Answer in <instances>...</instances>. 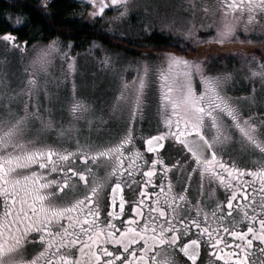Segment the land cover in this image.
Masks as SVG:
<instances>
[{"label": "snow or ice", "instance_id": "6c2138e0", "mask_svg": "<svg viewBox=\"0 0 264 264\" xmlns=\"http://www.w3.org/2000/svg\"><path fill=\"white\" fill-rule=\"evenodd\" d=\"M88 2L93 6L89 12L93 18L109 4L122 8L113 19L129 11L128 0ZM47 7L49 0H42L37 14ZM191 7L194 16L196 6L193 3ZM219 7V22L207 25L216 27V36L212 37L216 42L222 44L238 36L241 28L248 32L259 25L264 30V0H222ZM204 11H208L206 6ZM26 22L17 15L13 27ZM0 40L13 48L27 46V41L23 45L17 42L13 31L0 33ZM58 50V40H51L33 63L46 67L51 54ZM159 59V68L147 61L142 68L138 66L134 78L138 84L129 90L131 115L142 120L152 77L155 74L159 78L158 111L166 131L147 135L144 140L147 151L156 153L150 158L151 166L133 144L134 125H129L116 141L93 142L76 136V147L71 150L62 147L65 138H74L71 124L56 130V142H48L39 133L32 135L30 121L34 117H40L45 128L52 127L51 121L30 110L33 104L40 107L38 98L34 101L33 97L39 87L36 79L29 76L24 87L17 90L0 78V264H199L204 246L212 248L220 260L227 255L234 264H264V123L258 125L249 116L242 118L238 106L224 94L223 85L231 79V73L205 75L203 61L174 52L163 53ZM253 61L255 57L249 61L250 67ZM105 63H110V58ZM251 72L264 78V61H258ZM25 92L28 99L20 115L13 105L21 101ZM70 112L73 117L84 118L89 106L74 98ZM226 117L231 118L230 123ZM160 149L175 151L174 162H166ZM245 155L254 157V167L241 166L248 163L243 160ZM226 156L229 162H225ZM77 160L83 162L79 167L73 163ZM177 170L189 182L194 173H199L201 198L195 203L189 196L190 183H184L178 192L171 179L165 184L169 172ZM219 170L227 171V184ZM138 172L143 173L140 196L131 203L136 215L117 221L128 203L122 185L136 183L133 177ZM157 172L161 173L158 190L146 194L147 186L155 184ZM245 174L253 177L251 185L243 181ZM233 175L237 184L232 183ZM205 176L210 183L218 178L225 188L234 189L227 198V213L223 201L214 203L210 211L203 201ZM241 181L244 189L251 186V192L244 191V199L234 205ZM81 187L86 189L84 194ZM105 200L110 201L106 222L102 215ZM244 222L246 229L238 231ZM222 234L239 239L241 243L235 239L231 242L235 251L226 255L215 251L224 243ZM110 245L116 247L110 250Z\"/></svg>", "mask_w": 264, "mask_h": 264}, {"label": "rangeland", "instance_id": "374dc122", "mask_svg": "<svg viewBox=\"0 0 264 264\" xmlns=\"http://www.w3.org/2000/svg\"><path fill=\"white\" fill-rule=\"evenodd\" d=\"M72 3L76 7V17L92 20L109 31L131 38H144L153 31L163 32L194 45L200 50L199 58L188 59L203 61L205 75L231 73V79L223 85L224 94L238 106L242 118L249 116L258 125L264 123V78L253 76L251 72V69L256 68L258 61H264V57H256L250 53L256 47L255 43H252L255 41L253 37L264 34V30L259 25L248 32L241 28L238 36L227 38L222 44L216 42L212 39L216 36V27L208 28L207 25L213 21L219 22L222 12L219 5L222 0H128L129 11L120 19L113 17H116L122 8L109 4L103 13L93 18L89 15L93 6L88 0H72ZM193 3L196 6L194 16L191 7ZM205 6L207 12L204 11ZM10 16L11 18L9 14H2L0 19L8 22L13 29L22 26L13 27L16 17L12 14ZM201 24L205 26L201 27ZM54 39L59 42V50L51 54L44 68L33 61L40 49L53 39L43 42L39 38L29 42L24 49L13 48L0 40V78L5 79L17 90L24 87L29 76L36 79L39 87L33 97L34 101L38 98L40 107L37 109L33 104L30 105V110L38 111L45 121L52 122L51 128H45L40 117L32 118V135L39 133L48 142H56V130L61 126L68 128L71 124L74 138H65L62 141V147L71 150L76 147V136L81 140L90 138L93 142H108L118 140L129 125H134L136 132L141 131L142 134L159 131L163 121L158 111V76L153 75V83L146 93L148 107L142 120L139 116L133 118L131 115L129 90L138 84V81H134L138 75V66L142 68L147 61L154 68H159L160 55L131 56L103 46L97 41L80 44V49L75 50L73 44ZM218 57L219 62L211 64V60ZM253 57L256 61H253L250 67L249 61ZM106 58H110V63H105ZM196 80L199 81V76ZM117 97L121 99L118 101ZM74 98L89 106V113L84 118L73 117L71 114L70 105ZM27 99L25 92L21 101L13 105L20 115L24 114L23 103ZM226 119L231 122L230 117ZM253 158L245 155L243 160L251 161ZM73 163L79 167L83 162L77 160Z\"/></svg>", "mask_w": 264, "mask_h": 264}, {"label": "trees", "instance_id": "16d2710c", "mask_svg": "<svg viewBox=\"0 0 264 264\" xmlns=\"http://www.w3.org/2000/svg\"><path fill=\"white\" fill-rule=\"evenodd\" d=\"M40 4L39 0H0V15L12 14L15 17L20 15L27 21L21 27L13 29L8 22L0 19V33L13 31L17 42L27 41V44L39 38L43 42L57 38L64 43L73 44L75 50L80 49V44L97 41L103 46L131 56L161 55L167 52H174L187 58H199L200 55V50L194 45L163 32L153 31L144 38H131L109 31L92 20L78 18L75 16L76 7L72 0H49L50 7L43 9L38 15L36 9ZM41 15L43 19L40 18ZM253 38L255 41L252 43L260 49L256 50L254 47L250 53L263 58L264 34H258ZM219 59L218 57L211 60V64H217Z\"/></svg>", "mask_w": 264, "mask_h": 264}, {"label": "flooded vegetation", "instance_id": "af4514ba", "mask_svg": "<svg viewBox=\"0 0 264 264\" xmlns=\"http://www.w3.org/2000/svg\"><path fill=\"white\" fill-rule=\"evenodd\" d=\"M174 121V118H173ZM159 131H166V128L164 127V125L159 127ZM156 133L154 132H150L148 134H142V132H136L134 133V140H133V144L135 147L139 148L144 156V159L147 161L148 166H151V160L150 158L155 156L156 153H150L147 151V145L144 143V140L147 138V135H154ZM127 147V146H126ZM160 152H162L164 154L165 157V161L166 162H174V157L176 155L175 151H167L165 149H161ZM219 155V153H218ZM249 157V156H247ZM246 161V160H245ZM225 162H229L227 156L225 157ZM58 163L63 164L62 161H59ZM241 166H250V167H254V165L251 164V161L249 160L248 163L246 165L242 164ZM38 167L35 166L33 170H35ZM231 167V165H230ZM189 171H191V169H188ZM220 174L223 175L225 177V184L228 183L229 177H228V173L227 171L224 170H219ZM101 175H103V171H101L100 173ZM55 175V174H53ZM143 176L142 172H138L136 173V175L133 177V180L136 181V183H126L125 185H122V190H123V194L125 196L126 201H128V203L125 204V208H124V214L117 216L116 220L117 221H126L128 216H133L135 217V213L132 212L131 210V203L135 202L138 200L139 196H140V192H139V188L142 186L141 178ZM160 178H161V173L157 172L155 174V184L154 185H148L147 186V193H150L152 191H157L158 190V185L160 183ZM171 179L174 183L175 186V191H181L183 190V184L184 183H190V189H189V196L190 198H192L193 203H195V200L198 198H201V192H200V175L199 173H194L193 174V179L191 182H189L185 177L181 178L178 175V170L177 172H169V175L167 177H165V184H167V180ZM125 180L127 181V178H125ZM243 181H248L251 185V182L253 181V177H251L248 174H245L243 177ZM243 181L238 183V187H239V191H237V195L233 200V204L235 205L238 202H241L244 197H243V192L244 191H249L251 192V186L248 189H244L243 188ZM112 182H115L114 180ZM83 182H81L82 184ZM232 183L233 184H237V179L235 178V175H233L232 178ZM203 201L207 204V207L209 209V211L211 210V207L214 203H218L220 201H223L222 207L225 211V213H227V198L231 195V192L234 190L231 187L225 188L224 185L220 184L219 179L217 178L215 180V182L210 183L207 176H205L204 182H203ZM107 191H111L110 187L107 189ZM81 194H84L86 192V189H83V187H81L80 189ZM108 205H110V201L105 200V208L102 212L103 217L105 218V222H106V218L108 216ZM116 211H119V207H116ZM145 211H147V209H145ZM193 214H195V210L193 209ZM201 222H202V226H203V215H201ZM137 223H139V221H137ZM211 227H215L214 224L210 225ZM117 227H120V224L118 223ZM247 227V223L244 222L242 223L239 227H237V230H245ZM256 227L259 228V224H256ZM193 231H195V229H193ZM221 233L223 232V230H220ZM118 234V233H117ZM223 240V244L219 245L216 247L215 251H219L222 254H225L229 251H235V249L232 247V241L235 239L236 243H241L239 241V239L237 238H233L228 236L227 234H222L220 237ZM138 243H142V242H138ZM225 245H227V247H225ZM110 250L115 248V245H110ZM182 256V254H181ZM184 260H186L187 258L184 257ZM198 262L199 264H234V260L231 259L230 257H227L226 255V259L224 260H220L218 257H216L213 254V249L207 246L202 247L201 249V254L198 257ZM188 264H191V262L189 261Z\"/></svg>", "mask_w": 264, "mask_h": 264}, {"label": "water", "instance_id": "95a60500", "mask_svg": "<svg viewBox=\"0 0 264 264\" xmlns=\"http://www.w3.org/2000/svg\"><path fill=\"white\" fill-rule=\"evenodd\" d=\"M160 150H161V149H160ZM160 150H159V151H160Z\"/></svg>", "mask_w": 264, "mask_h": 264}]
</instances>
